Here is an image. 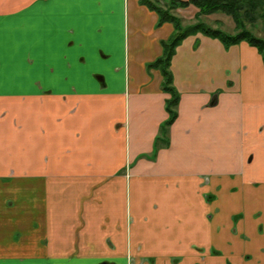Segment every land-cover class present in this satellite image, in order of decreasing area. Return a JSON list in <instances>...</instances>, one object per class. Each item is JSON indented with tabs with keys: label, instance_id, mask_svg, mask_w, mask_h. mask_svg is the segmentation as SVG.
<instances>
[{
	"label": "crops",
	"instance_id": "1",
	"mask_svg": "<svg viewBox=\"0 0 264 264\" xmlns=\"http://www.w3.org/2000/svg\"><path fill=\"white\" fill-rule=\"evenodd\" d=\"M173 32L140 0H0V264H264L263 57L186 37L156 145Z\"/></svg>",
	"mask_w": 264,
	"mask_h": 264
},
{
	"label": "trees",
	"instance_id": "2",
	"mask_svg": "<svg viewBox=\"0 0 264 264\" xmlns=\"http://www.w3.org/2000/svg\"><path fill=\"white\" fill-rule=\"evenodd\" d=\"M140 2L159 14V24L171 22L174 25V32L170 38L163 41L162 56L150 64V66L161 70L164 76L163 89L170 94L166 101L169 116L161 125L156 145L160 140L167 144L169 128L178 116L177 106L181 97L180 92L174 85L171 71V61L177 47L186 37L202 33L219 39L226 47L246 41L259 50L264 60V37L254 34L247 28V24H254L258 20H261L264 25V0H140ZM190 5H194L199 9L196 14L198 18L216 12L230 15L234 19L237 32L230 34L221 29L212 28L202 21L183 26L181 19L174 15L172 11Z\"/></svg>",
	"mask_w": 264,
	"mask_h": 264
},
{
	"label": "rangeland",
	"instance_id": "3",
	"mask_svg": "<svg viewBox=\"0 0 264 264\" xmlns=\"http://www.w3.org/2000/svg\"><path fill=\"white\" fill-rule=\"evenodd\" d=\"M172 13L181 19L183 26H189L190 24H194L197 23L198 21H202L212 28L221 29L230 34H234L237 32L234 19L230 15L225 14L223 12H216L215 14H218L216 16L202 15L200 18L195 17L192 20L184 19L178 16L175 13V9L172 11ZM247 28L250 31H252L254 34L264 37V25L262 24L261 20H258L254 24H247Z\"/></svg>",
	"mask_w": 264,
	"mask_h": 264
}]
</instances>
